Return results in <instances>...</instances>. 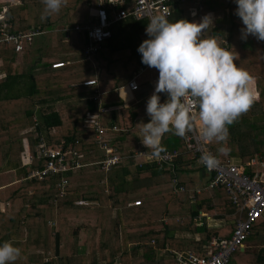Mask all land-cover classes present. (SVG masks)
Returning a JSON list of instances; mask_svg holds the SVG:
<instances>
[{"label":"trees","instance_id":"obj_1","mask_svg":"<svg viewBox=\"0 0 264 264\" xmlns=\"http://www.w3.org/2000/svg\"><path fill=\"white\" fill-rule=\"evenodd\" d=\"M4 6H8L12 32H38L19 52L28 63L17 61L13 44L0 43V72L4 73L0 81V171L6 166L15 172L13 183L0 187L4 206L0 211V242L12 241L20 248L15 264H177L167 249L200 253L212 235L229 238L235 228V205L223 187H206L211 175L188 151L185 138L171 132L163 137L165 150L180 154L174 169L155 162L134 166L127 157L106 174L96 164L104 152L98 148L94 130L87 126L89 114L99 119L106 134L103 138L105 142L112 140L107 144L116 148V154L130 156L142 148L135 144L134 134L139 123L148 122L149 97L137 108L121 106L109 111L116 106L112 101L105 111H99L98 96L112 94L145 66L137 48L148 39L145 30L149 20L127 18L115 23L111 38L86 58L82 50L87 35L73 27L93 20L97 0H64L61 11L51 15L45 14L42 0H0V10ZM235 8L234 0H183L171 5L168 18L199 21L201 15L211 12L213 25L206 35L216 36L253 78V104L229 126L228 141L208 142L218 159L246 164L264 157V41L252 36L241 39L243 25ZM55 29L65 51L46 44ZM38 36L45 42L38 43ZM58 62L66 64L51 66ZM93 63L98 64L97 74ZM88 80L94 83L84 85ZM147 84L139 85L137 98L144 97ZM29 128L34 133L21 131ZM40 137L54 148L61 146L70 166L75 162L79 166L42 179H26L29 170L46 164V160L36 158ZM25 138L33 157L28 166L21 160ZM262 168L250 164L245 172L253 175ZM194 176L207 180L199 191ZM62 179L66 183L61 195ZM136 200L140 204H134ZM204 210L214 218H224L223 224L208 226L206 218L199 216ZM48 224L55 229L50 238ZM179 232L197 234L198 239L178 237ZM252 239L264 240V217L255 221L244 243ZM243 253L246 262L242 264H264V246L255 255Z\"/></svg>","mask_w":264,"mask_h":264},{"label":"clouds","instance_id":"obj_2","mask_svg":"<svg viewBox=\"0 0 264 264\" xmlns=\"http://www.w3.org/2000/svg\"><path fill=\"white\" fill-rule=\"evenodd\" d=\"M42 3L45 14L51 15L61 11L64 0H42ZM234 3L235 15L243 25L241 39L252 36L264 41V0H234ZM210 25H213L211 14L199 21H172L164 14L149 18L145 30L148 39L142 41L137 52L142 64L157 70L158 79L146 102L148 122L139 123L137 137L150 150L152 158H159L165 151L162 144L165 134L171 132L187 138L197 125L201 140L226 143L229 126L253 104L250 88L253 78L238 66L236 57L216 36L206 35ZM219 150L223 152L224 148ZM199 162L209 170L219 164L209 152H202ZM20 256L21 250L14 242H0V264H15Z\"/></svg>","mask_w":264,"mask_h":264},{"label":"built area","instance_id":"obj_3","mask_svg":"<svg viewBox=\"0 0 264 264\" xmlns=\"http://www.w3.org/2000/svg\"><path fill=\"white\" fill-rule=\"evenodd\" d=\"M183 0H97V6L93 10V20H88L85 24H76L73 29L86 33L88 42L82 53L88 58L92 53L97 52L101 46L111 38V26L121 22L127 18L134 20L148 19L153 14H164L167 17L171 13V5ZM8 6H4L0 10V42L11 43L14 45L15 52L22 50L23 43L30 41L38 32L29 31L26 34L14 33L10 30V24L7 20ZM103 14V15H102ZM68 63V62H67ZM63 63H52V67H61ZM141 67L139 69L142 70ZM94 80L84 81V85L93 84ZM127 86L131 91L138 89V83L135 75L127 82ZM97 132V137L103 136L101 125L95 121L92 123ZM114 129V127L112 128ZM198 125L196 131L185 138L188 151L199 158L202 152L213 151L208 146L207 141L199 138ZM103 149L107 145L103 144ZM36 158L46 160V164L42 169H32L26 174V179H42L46 174L63 173L70 168L79 166L74 163L72 166L65 160L66 153L62 147H52L48 145L42 137H40L35 145ZM107 150L106 157L99 161V167L108 170L119 163L120 157L113 154L111 150ZM27 165L31 164L33 159L29 145L26 143ZM68 152L75 153L69 149ZM138 156L146 158L144 162H155L158 165H166L174 169L175 160L180 155L179 152L173 150L171 152H162L159 158H152L151 154L139 152ZM215 156V155H214ZM216 157V156H215ZM218 159V157H216ZM219 164L215 169L209 170L205 167L211 178L206 185L208 188L223 187L236 208L235 228L229 238H213L209 242L208 249L204 252H196L190 250L167 249L169 255L177 262V264H229L231 255L239 250L249 232L258 218L264 217V157L252 159L246 164H238L233 159H218ZM200 163V162H199ZM250 164H259L263 168L248 175L245 172V166ZM203 166V165H202ZM174 190L177 192V182L173 180ZM65 179L61 181V195L65 185ZM183 190V187H179ZM134 204H140V201H134Z\"/></svg>","mask_w":264,"mask_h":264},{"label":"crops","instance_id":"obj_4","mask_svg":"<svg viewBox=\"0 0 264 264\" xmlns=\"http://www.w3.org/2000/svg\"><path fill=\"white\" fill-rule=\"evenodd\" d=\"M207 14H211V16H213V14L211 12H209ZM205 15L206 14L201 15V18L204 17ZM0 43H4V42H0ZM19 55L20 54L18 53V56ZM20 63H22V62H20ZM92 69L95 70V73L98 72V70H97L98 69V64L93 63L92 64ZM133 75H135V78H136V81L138 83V86L139 85L141 86L142 84L148 83L147 84L148 85L147 86V90H146V93H145L144 97H142L140 99L137 98L136 95H135V91L136 90L135 91H131L128 88L127 83H126L123 86H121L120 88L115 89L112 92V94H106V93H104V94H101L100 93L99 94V96H98L99 111H105V108L104 107H107L106 105L110 104L112 101H113L112 103H116V106L115 107H109L107 109L109 111H111V110H113L115 108L116 109L117 108H121V106H123V107L137 108L139 106V104L142 103V101H144L146 98L150 97V95L154 91L155 84H156L157 79H158V72H157V70L155 68H150V67H148V66L145 65L144 68H142V70H140V71L138 70ZM95 76H96V74H95ZM3 78H4V73L3 72H0V81ZM97 111H98V107H97ZM98 120H99L98 118L94 117V114H89V115H87V121H86V123H87V126L89 128H92L94 130L93 133H94V136H95V139H96V143L98 145V148L101 151L104 152V157L101 159V160H103L106 157L107 153H108L106 149H109V150H111V152L113 151L112 152L113 154H116V148H112L111 146H109V144H107L109 142H112V140H109L108 139L107 142H105V140H104L103 137L106 134H104L100 138L97 137V132H96L95 128L91 124L93 122H95V121H98ZM139 129H140V126H138V131H136L135 134H134V139H136V143L135 144H138V145H140L142 147L141 150L134 151L130 156H128V154H125V155L121 156L120 154L117 153L116 155L120 157L119 163L116 165L117 167H120V165H119L120 162L123 159L127 158V157L130 160H132L131 162H132V165H134V166H138L140 164L146 163L144 161H140V160H143V159H141L142 158L141 156H138L137 155V153H139V152L146 153V154H150V150H147V148L142 144L140 138L137 137L138 134H139ZM23 142H24V151H25L26 150V143L29 145V140L27 138H25L23 140ZM103 144L107 145V148L106 149L101 148ZM101 160H99V161H101ZM99 161L96 162L97 165H99L98 164ZM113 168H116V167L114 166V167H112V168H110L108 170H103V169H101L99 167V171H102L103 173H106L107 174V172H109ZM196 180L199 181V182H197V185L199 184L200 187L198 186L199 187L198 188L196 186L197 187V190L199 191L200 188L203 187L204 184H206L205 183V180L206 179L205 180H201V179L196 178ZM235 215L236 214H235V211H234V216ZM199 216L200 217H205L206 220H207V222H208V226H210V227L220 226L224 222V218H218V217L214 218L213 216L209 215L206 211H201L199 213ZM226 216H228V215H226ZM194 220L197 221V222H199L198 223L199 225L201 224L200 221H198L196 219H194ZM235 220H236V217H235ZM235 220H234V223H235ZM51 223L53 224V222H51ZM187 234L190 236L189 233H187ZM197 237H198L197 234H195V236L193 235V238H197ZM186 238H190V237L186 236ZM213 238H216V237L212 235L210 237L209 241L207 242L206 247L204 249H208L209 242ZM252 240L246 241L243 244V246L240 248V251H242V252H249L250 254H253V255L257 254L259 252V249L264 246V240H257V239H252Z\"/></svg>","mask_w":264,"mask_h":264},{"label":"rangeland","instance_id":"obj_5","mask_svg":"<svg viewBox=\"0 0 264 264\" xmlns=\"http://www.w3.org/2000/svg\"><path fill=\"white\" fill-rule=\"evenodd\" d=\"M71 26H69V27H67V26H65L64 28H70ZM58 28L60 29L61 27L60 26H58ZM51 35V36H50ZM44 37L43 36H38L37 38H36V41H38V43H44L45 41H44V39H43ZM61 41H58V30L57 29H55V31H52V34L51 33H49V41L48 42H46V44H48V45H52L53 47L55 46V47H60L61 48V51L63 50V51H65L66 50V46L64 45V43H60ZM68 51V50H67ZM17 61L18 62H22V64H24V62H26V63H28L29 62V60L25 57V58H23L21 55H19L18 57H17ZM98 70V69H97ZM96 70V71H97ZM96 74H97V72H96ZM57 107H59V105H57ZM63 114H64V116H65V118H66V116H67V113H66V110L64 109L63 110ZM21 131H24V132H27V133H34V132H32V129H26V130H21ZM27 159H28V157H27V152L26 151H22V153H21V160H22V164H24V163H27ZM141 159H143V160H140V161H146V158H141ZM109 175V174H108ZM196 180V177L194 176L193 178H192V180ZM15 180V172H14V170H12V169H10L9 167H3V169L0 171V187H2V186H5L4 184H9V183H13V181ZM196 186L198 187L199 186V184L197 185V182H196ZM200 187V186H199ZM198 187V188H199ZM4 210V206H3V204L2 203H0V211H3ZM205 211V210H204ZM115 214V213H114ZM212 216V215H211ZM214 217V216H213ZM50 225H52L53 226V224L51 223ZM49 224H48V226H47V231H48V237L50 238V237H52L53 236V233H54V226L52 227V226H50ZM187 233H189V232H179V233H176V235L178 236V237H186V236H188V237H190V238H193V234H191V233H189L190 234V236L187 234ZM195 236V235H194ZM252 236H250V238H251ZM249 238V239H250ZM194 239H198V237L197 238H194ZM49 241H51L50 239H49ZM242 253V254H241ZM245 263L246 262V255H244V253L242 252V251H239V252H235L233 255H232V260H231V264H242V263Z\"/></svg>","mask_w":264,"mask_h":264}]
</instances>
